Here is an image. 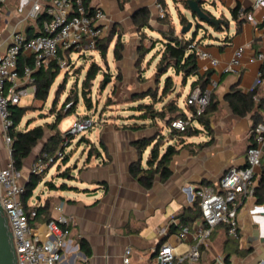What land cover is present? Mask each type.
<instances>
[{"label":"crops","instance_id":"obj_1","mask_svg":"<svg viewBox=\"0 0 264 264\" xmlns=\"http://www.w3.org/2000/svg\"><path fill=\"white\" fill-rule=\"evenodd\" d=\"M119 1H123L122 8L119 7ZM216 1L228 9L235 4L246 8L245 20L238 26L233 20L232 29L228 25L220 30V35H223L224 30L227 31L223 37L212 35L209 40H198L197 45L218 60L217 65L213 66L208 59H197L200 74L206 70L211 72L209 83L204 88L211 89L212 103L216 105L208 113L209 132L201 130L197 121H192V125L200 130L197 134L184 137L187 144L173 155L169 163L170 175L164 180L156 175L151 185L144 187L130 172L133 162L140 160L141 165L145 166L151 147L149 145L140 153L136 143L144 137H153L158 130L166 133L169 128L164 126V122L150 124L146 120L143 127L131 129L120 126V123L129 124L128 119H119L114 124H104V120H100L96 121L94 139L89 138L101 154L88 159L85 157L71 169L69 177L78 185L65 183L64 188H47L44 195H36L33 199L32 194L26 201L27 208L44 205V214L49 218L60 215L73 218L69 232L71 245L62 251L60 264H77L83 259H87L90 264H122L121 256L127 245L132 247V259L136 264H151L154 250L163 241L170 242L177 251L188 249L195 243L193 233L196 227L203 225L201 218L194 216L199 200L195 191L201 187H214L229 166L245 165V151L250 143L249 131L254 122L250 113L243 116L233 113L225 96L234 87L245 92L256 85L255 98L264 99V78L257 76L264 63L256 58V53L264 52V40L257 35L256 30L264 15V8H255L252 0ZM88 3L91 8L99 7L105 12L106 32L118 30V35L119 32L129 35V41L120 39L125 46L137 42L136 35L142 28L154 24L156 17H159L156 0H88ZM29 6L25 0H6L2 5L1 51L5 50L14 32L33 35L38 31V21L26 18ZM141 17L146 18L147 24L138 26L137 21ZM159 26L158 31L162 33L164 27L161 24ZM226 37L228 39L225 40ZM238 46L244 47L240 65L233 71H224ZM133 57L134 66L138 58L137 46L133 50ZM21 77L25 80V77ZM194 78L191 76L185 82L189 83L188 93ZM25 86L35 91L32 80ZM150 88L152 84L148 83L144 88L133 89L131 94ZM173 92L179 94L176 89ZM27 96L34 99V94ZM262 110L264 102L258 112L262 113ZM260 121H264V118ZM45 122L39 123L44 126V136L24 159L18 172L21 183L27 182L31 166L52 134L44 125ZM25 127L21 124V128ZM167 139H170L169 136L165 137ZM38 144L39 147L35 148ZM7 159L8 151L0 128V164L4 165ZM261 161L264 164V148ZM63 167L67 168L68 162ZM262 170L264 167L260 165L257 181ZM55 175L62 177L59 172H55ZM50 182L57 187L62 184ZM42 221L44 219L31 222ZM237 222L239 239H231L225 226L217 225L206 243L201 245L199 259L186 264H221L220 261L223 264H264V202L257 203L254 195L239 197ZM182 226L189 227V235L184 241H179L177 233ZM81 239L87 242L88 255L79 247Z\"/></svg>","mask_w":264,"mask_h":264},{"label":"built area","instance_id":"obj_2","mask_svg":"<svg viewBox=\"0 0 264 264\" xmlns=\"http://www.w3.org/2000/svg\"><path fill=\"white\" fill-rule=\"evenodd\" d=\"M6 0H0V9ZM30 6L26 18L38 21V31L33 35L14 32L5 50H0V128L2 139L8 151V159L0 164V205L12 234L17 264H60L61 253L71 245L69 240L71 216L60 215L57 218L32 223L36 216L35 206L25 208L22 195L25 184L18 180V172L10 159L12 138L8 133L11 126L9 104L20 103L21 98L33 95L34 88L25 86L31 79V73L38 69H47L55 60L61 67L67 56L73 51L96 50L98 42L106 32L104 24L107 18L99 8H91L87 0H25ZM255 8H264V0H252ZM158 16L163 17L165 11L156 0ZM242 8L239 15L243 16ZM257 35L264 40V15L256 27ZM1 35V30H0ZM197 59H208L215 66L218 60L208 51L202 49L195 41L188 45ZM244 47L238 46L224 71H233L241 63ZM26 57L31 64L19 72L18 60ZM256 58L264 63V52L256 53ZM261 75L260 71L257 76ZM25 77V80L22 77ZM211 89L193 87L185 97V102L193 106L194 112L187 118L176 117L170 121L169 127L183 131L190 124V117L200 116L209 104ZM68 106V105H67ZM196 121V120H194ZM93 126L89 117L74 120L68 129L72 135L86 131ZM249 136L252 140L245 151L244 166H229L221 174L214 187H201L195 191L198 197L200 218L203 225L196 227L193 233L195 243L184 251H177L168 241H163L154 250L151 264H186L195 262L200 257V247L205 244L209 235L217 225H224L227 235L239 239L237 222V200L254 194L257 183V169L261 165L262 148H264V121L252 125ZM69 141L64 139L61 145L67 147ZM59 155V156H58ZM61 150L56 156L37 158L30 172L42 174L46 167L61 158ZM56 158V159H55ZM189 227L182 226L177 233L179 241L188 238ZM77 247V245H76ZM122 264H136L132 259V247L127 245L121 256ZM221 264L222 261H220ZM77 264H90L87 259Z\"/></svg>","mask_w":264,"mask_h":264},{"label":"trees","instance_id":"obj_3","mask_svg":"<svg viewBox=\"0 0 264 264\" xmlns=\"http://www.w3.org/2000/svg\"><path fill=\"white\" fill-rule=\"evenodd\" d=\"M157 1L159 2V0ZM184 5L185 7H187L185 0ZM119 7H123V1H119ZM240 7L241 6L239 4H235L229 9L231 18L236 22L237 26L245 20V14L247 11L246 8H242L243 16H240ZM182 18L184 19L185 17ZM41 19L42 17L38 18V23ZM145 19V17H141L137 21V25H145ZM161 34L163 36V38L161 39L162 48L159 51L155 74L158 75L160 70H162V72H160V76L165 75L167 74V69L171 68L173 69L174 74L180 75L181 80L184 82H186L189 77L194 76L195 78L190 82V86L192 88L195 86H199L203 89L205 85L209 83L211 72L208 70L204 71L202 74L198 72L196 55L194 51H192L188 47L189 43L194 41V36L191 39H186L182 35H178L173 32L167 33L166 31H163ZM226 39H228V37H226L225 40ZM122 47L123 43L118 37L113 48V57L115 60L121 59ZM107 48V43L102 41L98 42L97 50L101 57L104 58L106 56ZM30 64L31 60L29 58L20 57L18 60L19 72L22 73V69ZM60 69L61 67L59 66L57 61L53 60L50 62L47 69H38L34 70L31 73L32 84L35 87L34 99L41 102H45L47 100L49 91L53 83L57 79L60 73ZM98 70L99 67H95L94 65H91L87 69L84 80L82 82L83 92L86 90L85 87L90 86V83L95 78ZM260 70V78H264V64L261 65ZM170 82V76L166 75L163 89L161 90L163 95L169 91L168 86ZM155 92L152 90V88H150L143 92L132 93L128 108L133 110L134 112L127 116V119L130 121V123H120L121 127L138 129L145 125L144 122L146 120H148L150 124H158L159 121H161L165 123L164 126L169 128L166 133H162L160 130H158L153 137H144L142 139H139V141L136 143L140 153H142L149 145H151L149 154L145 161V166L141 165L140 160L137 162H133L130 166V172L144 187H149L156 175H159L161 180L166 179L170 175L171 170L169 168V163L173 155L176 154L182 146H185L187 144L184 142V137L197 134L200 130L199 128H196L195 125H192L193 120H196L198 122V124L201 126V130H206L207 132H209L210 127L208 113L216 105V103H212V96L210 94L209 104L204 109V112L200 116L190 117V124L186 127V129L183 131H178L169 127L170 121L176 117L187 118V113L184 112L178 105L177 96L167 101H162L161 99H158V96L155 95ZM256 95V85L245 92L240 88L234 87L226 94L225 98L227 99V102L233 113L239 116L250 113L254 122L253 124H255L256 122L264 118V116H262V114H264V110H262V113L258 112L259 107H261L262 102H264V99L261 98L260 100H258L255 98ZM85 99L87 100L88 106V101L90 99ZM68 100L69 98H66L67 102L62 107V109H64L63 112L60 109L55 110L52 113L53 119L49 122L46 121L44 123L46 128L52 131V134L48 137V139L42 146L38 158H44V156H56L57 150H61L62 159H60L62 160V163L66 164L68 162L69 157L64 153V148H61V142L64 139L70 142L73 135L69 132V130L61 134L58 128L61 120L67 114L73 111L71 110V102H68ZM157 102H162L159 108L155 106ZM184 103L188 109V112L193 113V106L188 105L185 102V99ZM28 109V106L9 104L11 126L8 130V133L12 138V144L10 146V159L17 172L21 170L24 159L31 153L33 147L44 136L43 125L38 124L28 128L27 126L30 124V122L26 120L24 122V125H26V127L21 128L23 116ZM120 119L127 120L123 118ZM166 136H169V138L172 139L173 142L170 143V139H167L166 141ZM249 140H252V136H249ZM80 141L86 144V159L95 154H101L100 149L90 140L88 136L82 135L78 142ZM261 166L264 167L262 161ZM60 174L63 176L64 174H66V170H64L62 173L60 172ZM42 178L43 174H30L27 182L25 183V190L21 198L25 208H27L26 201L32 196L33 190L35 189L36 185L42 180ZM46 184L49 189L66 187L65 183H62L58 187L50 181H46ZM253 195L256 197L257 203L264 202V170H262V173L259 176L258 181L254 187ZM196 204L197 207L195 209L194 216L200 217L198 201L196 202ZM45 208L46 207L44 205L35 206L36 216L31 221L38 219H44V221L49 220L50 218L44 214ZM171 226L173 227V224ZM79 247L84 251L86 255L89 254L87 242L83 239L79 241Z\"/></svg>","mask_w":264,"mask_h":264},{"label":"rangeland","instance_id":"obj_4","mask_svg":"<svg viewBox=\"0 0 264 264\" xmlns=\"http://www.w3.org/2000/svg\"><path fill=\"white\" fill-rule=\"evenodd\" d=\"M162 8L165 11L163 17H156L154 24L142 28V31L136 35L137 42L132 45L122 47V60H115L113 57V48L116 40L129 41L130 37L125 32L107 31L100 41L107 43L108 48L106 56L103 58L98 50H84L73 51L67 56V61L63 63L60 73L53 83L48 98L45 102L34 100L29 96L21 98L20 105L27 104L29 109L23 116L21 124L27 120L30 122L29 127H33L43 121H50L53 119V112L60 109L67 102H71V113L67 114L59 124V131L63 134L67 131L72 122L80 117H89L93 121V126L83 132H79L72 136L71 141L67 147L64 148V153L68 155V167H63L62 158L55 160V162L44 169L42 180L36 185L33 191V199L36 195L42 196L47 190L46 181H53L55 184L67 183L69 185H78L69 177L71 169L76 163H81L86 157V144L82 141L78 142L82 135L88 136L91 139L95 137L94 128L96 123L104 120V124H114L120 118L127 119L134 111L128 108L130 104L131 91L135 88L146 87L148 83L152 84V90L158 99L167 101L177 96V103L181 109L187 113L188 109L185 106L184 99L188 93V84L181 80L180 75H175L173 69L168 68L167 74L160 76L156 73V64L158 63L159 51L162 48L161 39L162 34L158 31L159 24L164 27L167 33L173 32L182 35L186 39H191L194 36V41L209 40L213 36L223 37L227 34L224 30L223 35L219 31L204 24L203 27H195L197 22L191 17L190 12L184 5V0H159ZM203 8L212 12L215 15H222L228 22L229 29L234 27V21L231 18L229 9L223 6L216 0H205ZM182 17H185L184 19ZM192 22L191 27L185 32L181 33L182 27L187 24L189 20ZM147 24V20H144ZM199 24L198 26H201ZM137 46L138 58L135 65H132L133 50ZM119 64V66L117 65ZM94 65L99 67L95 78L91 81L89 87L82 90V82L84 80L87 69ZM157 75V78H156ZM166 75L170 76L171 82L168 86L169 91L164 95L162 93L163 84ZM154 80V81H152ZM188 82V79L186 80ZM186 84V85H185ZM176 89L177 93L173 91ZM83 92V93H82ZM89 105L87 106V100ZM54 103V104H53ZM162 102H157L155 106L159 108ZM125 117V118H124ZM97 121V122H96ZM161 123V121H159ZM39 147V144L35 147ZM59 152V150H57ZM59 156V155H58ZM56 159V158H55ZM61 163V164H60ZM63 167V168H62ZM66 170V174L62 177L55 175V172L62 173ZM74 175V173H73ZM33 201V200H31Z\"/></svg>","mask_w":264,"mask_h":264},{"label":"water","instance_id":"obj_5","mask_svg":"<svg viewBox=\"0 0 264 264\" xmlns=\"http://www.w3.org/2000/svg\"><path fill=\"white\" fill-rule=\"evenodd\" d=\"M186 9L190 12L191 17L197 22L189 20L185 26L182 27L181 33H185L195 23V27H203L204 24L209 25L217 31L228 26L227 20L222 15H215L212 12L203 8L205 0H185ZM202 24L201 26H198ZM0 264H17L15 250L13 246V239L10 230L8 229L7 220L3 209L0 205Z\"/></svg>","mask_w":264,"mask_h":264}]
</instances>
